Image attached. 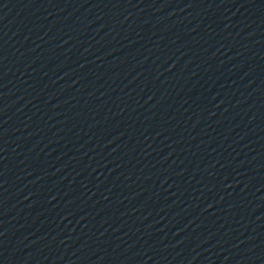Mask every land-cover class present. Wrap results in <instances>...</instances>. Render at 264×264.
Returning a JSON list of instances; mask_svg holds the SVG:
<instances>
[{
	"label": "water",
	"instance_id": "obj_1",
	"mask_svg": "<svg viewBox=\"0 0 264 264\" xmlns=\"http://www.w3.org/2000/svg\"><path fill=\"white\" fill-rule=\"evenodd\" d=\"M0 264H264V0H0Z\"/></svg>",
	"mask_w": 264,
	"mask_h": 264
}]
</instances>
